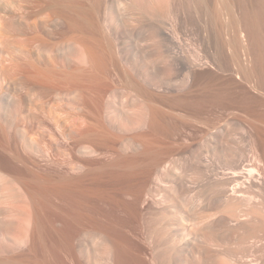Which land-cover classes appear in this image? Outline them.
<instances>
[{
	"label": "bare ground",
	"instance_id": "1",
	"mask_svg": "<svg viewBox=\"0 0 264 264\" xmlns=\"http://www.w3.org/2000/svg\"><path fill=\"white\" fill-rule=\"evenodd\" d=\"M189 8L195 13L194 19L197 17L209 28L207 36L218 44L222 64L228 68L233 63L237 65L238 72L234 73L241 82L235 85L240 95L224 104L223 113L228 109L227 113L234 117L247 116L255 135L251 157L241 148L240 152L230 146L221 149L227 156L221 162L222 170L232 180H218L213 194L207 190L211 196L205 192L208 202L205 200L201 207L198 214L201 225L193 232L183 226L185 215L180 217V213L158 211L160 215L150 216L152 219L146 220V226L145 215L140 211L146 193L144 181L171 155L168 149L162 152L156 149L167 131L168 116L162 106L164 96L157 89L181 79L180 69L175 72L181 64L176 67V62L168 59L171 53L166 18L173 13L177 22L181 21V13ZM139 26L146 40L153 43V49L142 56L137 54L140 49L136 47L137 41L131 42ZM120 37L129 39L130 46ZM129 53L132 54L125 55ZM246 57L252 61L251 66L246 64ZM252 81L260 95L253 96L244 85ZM261 93H264V0H0V253L5 249L7 231L11 228L16 232L12 241L23 239L30 253L40 245L51 256L53 246H48L54 237L47 234L52 231L49 225L53 216L49 219L46 213L50 211L47 204L55 199L61 212L66 210V217L60 213L55 217H71L76 226L82 224L81 217L87 232L107 241L103 252L106 257L113 256L109 264H182L189 256L208 259L220 253H239L244 259L248 244L264 239V196L263 207H259L254 204L259 200L258 194L248 195L253 204L246 214L254 218L252 227L231 224L229 215L219 213L230 214L233 193L246 195L240 183L231 184L234 177L253 170H247L245 163L252 158L264 163ZM134 96L139 98L137 103ZM247 98L253 101L251 105ZM50 105L52 109L48 111ZM38 112L44 117H37ZM75 149H82L78 150L82 154L83 149H88L91 152L86 151L87 155L94 154L76 155ZM71 168H81L82 172L69 175ZM51 169H64L68 173L63 177L54 174L57 180L62 177L60 181L52 175L48 177L46 172V176L35 173ZM27 176L31 177L29 181ZM134 185L136 188H131ZM26 192L30 218L25 216ZM132 192L136 193L134 200L123 203L121 197ZM122 205L127 209L126 226L132 224L136 228L133 234L129 231L135 245L138 244L137 249L133 248L137 250L131 256L133 262L127 256L130 253H126L132 246L127 250L122 245L129 240L121 237ZM82 208L83 216L79 213ZM61 219L57 220L63 223ZM143 227H148V242ZM110 246L115 250L112 256ZM5 253L0 264H24L27 260L22 254ZM121 253L129 261L125 256L121 258ZM192 264H197L196 260Z\"/></svg>",
	"mask_w": 264,
	"mask_h": 264
},
{
	"label": "rangeland",
	"instance_id": "2",
	"mask_svg": "<svg viewBox=\"0 0 264 264\" xmlns=\"http://www.w3.org/2000/svg\"><path fill=\"white\" fill-rule=\"evenodd\" d=\"M181 14L182 15H180V17L183 16L182 19L184 20V22L182 21L181 18H180L181 21L178 19L177 22L176 19L177 17H174L176 15H174L173 13L172 14L170 13V15H168L166 18L167 20L166 27H168L167 29L169 32V36H168L169 40H167V44H169V52L171 53V54L168 53V57L171 58L168 59L170 60V62L175 61L176 63L175 62L174 63L176 67H179L181 64L180 66L181 68L180 67L175 68V66H173L176 69L175 72H177V70L180 69L178 73L181 74L179 75L181 76V79L178 78V80L179 79L180 80L177 81L178 82L181 81V82L177 83V81L175 82L173 81L170 84H166L167 86L161 87V89H157V91L164 96L165 104H163L162 106L168 112V116H167V126H166L167 131L165 135L162 137L163 139L157 142L158 144L156 145V149L158 150V152L159 151L162 152L165 151L164 149H168L171 151V155L161 166H158L155 170H153L148 180L144 181L145 182L144 184H146L147 182V184L144 187L146 193L141 201L143 203L140 204L142 205L140 206V211L142 215L146 216L143 217L144 224L148 223V221L146 222V220H149V218L152 219V217L160 215L158 214L160 212L161 213L168 212L170 215H175L176 213L178 214L180 213L179 214L180 217H183L185 215L184 216L185 219L181 218L182 220H185L182 221L183 224L185 223L183 226L186 227V230L193 232V231H197L198 226L201 225V223H199L198 221V214L202 210L201 207L205 204V202L206 201L208 202L207 197L213 194V189L216 187L217 181L222 179L223 180L229 179V181L232 180V178L230 177L228 178L229 175L225 174L224 171L222 170L223 168L221 162H223V158H226L227 156L224 153V151H222L221 149L223 148L225 150L227 146H230L236 152H240V148H241L242 152H244L246 155L251 157L255 135L254 133H252L253 131L251 130L252 127L250 123L247 122L246 119L247 116L245 117L243 115V117H245L244 119L246 120L243 119V121L241 122L243 117L241 118L240 115L234 117L233 114L230 115V113H227L228 109L225 110V113H223L224 109L222 110V108H224L226 104L232 102L233 97L234 100L236 96L239 94L238 93L239 87L237 88L235 83L238 84V82H241L240 81L241 79L237 77L238 75L236 73H234L237 71V65L236 64L233 65L234 64L233 63L232 64L233 66L230 65L228 68L227 66L222 64L223 54L220 51H219L220 53L218 52V44L212 40H209L207 36L208 33L207 31L209 30V28L204 27L205 24L203 22L198 21L197 17L194 19L195 13H193L191 8L187 9V11H184ZM190 15L193 16L192 17L193 19H191ZM139 28H140L139 31L135 35V39H131V42L133 40L137 41L136 47L138 46L137 48L141 49V52L140 49H138L139 53L137 54L146 55L148 53L147 51L153 49V45H152L153 43L146 40L145 36L142 35L144 32H141L142 29L140 26ZM174 37H178L179 40H177L178 38L175 39ZM120 38L127 43V47L130 46L129 39L125 37H120ZM123 41L119 40L121 45H123ZM131 50L133 51V53H135L132 46H131ZM174 53L176 54L174 55ZM130 54L132 53L125 55L127 56ZM125 55L122 54L125 64L128 65V63L126 62L127 58ZM245 62L247 65L249 64L248 66L252 65V61L250 62V58H247ZM222 66H224L225 68ZM230 67L231 70H229ZM182 68H184L183 71ZM235 68L236 70H234ZM231 72L233 73V75H231L232 74ZM205 83L208 85H206ZM244 85H246L248 90L252 92L250 94L252 95L255 94V96H257L260 93V90H258V86L255 85L254 81H252L249 84L245 83ZM122 92L123 94H126L123 90ZM225 94L227 97L225 96ZM261 94L263 95L264 93ZM176 96L180 97V99L179 98L176 99ZM133 98H134V102L137 103L139 101V98H137L136 96H134ZM241 98L242 96L240 97V99ZM248 99L250 98H247V101L251 105L253 103V101H251L253 98H251L250 100L252 103L249 102ZM51 109L52 108L50 105V107H48V111H50ZM229 111L230 110H228V112ZM232 111L233 110H231V113ZM221 112L223 114H220ZM37 115H38L37 117L39 118L44 117V114L43 113L41 114L40 112H38ZM78 150H81L82 152V149H75V154L77 153L78 155L81 156L82 153ZM103 150L107 151L108 149L105 148L104 146ZM83 151L91 152L88 151V149H83ZM85 152H83L82 155L93 156L94 154V153L93 154L88 153L87 155ZM245 167L247 168V170L253 169L252 171H250L252 173L245 171V173L242 176L238 175L234 177V180L231 184L232 186H234L237 183H240L241 190H243L246 193V195L233 193L231 197L233 198L234 203L232 204V209L230 210V214H228L227 212L224 213L223 211L220 212L219 214L229 215L228 218L231 220V224H234L236 226H239L240 224H245L246 227H252L255 222L254 218L246 214V210H249L251 205L253 204L249 202L248 195L258 194L259 200L257 202L254 201V204L258 205L259 207H263L262 198L264 196V163L260 159L252 158L251 161L245 163ZM71 169H72L70 170L72 171L71 174L70 171L68 170L69 175H77L82 172L81 168H79L80 170L78 168H77L78 170L75 168H71ZM45 172L48 173L46 174L48 175V177H51L52 175L54 179L57 178L56 176H59L61 174L62 177L63 174L64 176H66L65 174L68 173L64 171V169H51L43 172L36 171L35 173H41L40 175L42 176L45 175ZM31 173L29 172L27 174H31ZM49 173L51 174L49 175ZM62 177H58V180L60 181ZM28 179L30 180L31 177L27 176V180ZM131 188L134 189L136 188V186ZM207 190H211L212 194H210L209 191L207 192ZM203 192L204 193L206 192L208 196L206 195V193L203 194ZM133 193L134 192H132V194H129L127 196L121 195L122 196L121 201L123 203H129L133 201L135 198L134 196H136L134 195L136 193L134 194ZM52 199L50 201L53 200L54 202L56 201V205L54 202H52V204L49 202L51 206L50 204H47V207L49 206L48 208L50 209L51 212L48 211L46 214L48 215L49 219L51 218L49 216H53L52 217L53 223L56 224L55 228L62 227L59 229L57 228L56 231L58 233L61 232L59 233L61 236L63 234L62 239L60 238L61 236L55 238L56 235L59 236L57 232L55 233L54 230L55 225L51 222L50 225L47 223L50 227L47 225V227L45 228V232L48 233V231H50L49 229L51 228L52 231L54 230L53 232L55 234V235L53 233L50 234L52 231H50L49 234H47L48 237L51 235L50 236L51 238L53 236L56 239L55 240L54 238H52L54 240L53 241L50 238L51 243L49 242L50 245L48 247L53 246L52 248H50L51 250L47 247L48 250H50V255L52 253L54 257L52 255H51L52 257L47 255V253H45L44 250L45 248H43L40 245L36 248L35 251L31 253L28 252L29 251L28 245L25 243L23 239L18 240L17 242L12 241V238L15 237V235L14 236L12 235L16 232L15 229L11 230V228H10L11 231L10 230L7 231V234H9V236L7 235V239H6V246H5L6 250L4 249V251H1V253L4 252L3 254L5 255L6 254L5 251H7L8 254L9 253L10 254L18 253L19 255L22 254V258L26 257L24 260L27 259L26 261H24L25 262L24 264H41V263L43 264L44 263L45 264H109L111 263L112 260L109 261V258L111 259L113 257L112 255L114 254H112L113 253L112 251H115L112 248L113 244H110L112 246V247L110 246L112 249L110 248L111 255H109L112 257H106V254L103 251H104V247H106L107 245V241L99 235L93 236L91 233L87 232L83 226V221H82L83 218L81 219V217L80 219L78 218L79 220H81L82 223L80 224V226H76L75 224H73L72 222L73 220L71 217H67V218L63 217L64 220L61 219L62 218L61 216L66 215V210L64 209L63 212L65 213L62 214L63 212H61L62 208L60 206V203L57 204L59 201L57 202V200L55 199L52 200ZM28 207H29V196H28V192H26L25 208H24L26 212L25 216L28 217L29 215L30 218L29 211L27 210ZM121 208L120 209L123 211L121 210L119 211L121 212L119 213L120 214L119 217L122 216L121 221L123 223L120 221L121 222L120 231L125 235L124 236L123 234H121L123 235L121 237L123 238L127 237V239H129L128 242H126L125 241L126 239L122 238V240L126 242L125 244L122 245H125L127 247V250L130 249L128 247L132 246L130 250L128 251L126 250L127 254L130 253L129 254L130 256L129 255L127 256L130 259H132L131 258L132 254H134L135 251L137 252V250H133V248L137 247L138 244L137 246L135 245L136 240L130 234L134 232L136 228L135 225L132 226V224L131 226L129 225V227H127L128 225L126 226L127 220L125 217L127 215V209L123 205L121 206ZM175 208L179 209L181 212L179 210H176ZM80 210L81 211L79 213H81V215L83 216L84 213L83 208ZM53 211L55 214L53 213L52 215L51 213ZM68 211L69 210L67 209V212ZM173 212L175 214H172ZM59 213L61 216H56V217L54 216ZM121 214H124L125 216ZM54 217L56 220L54 219ZM58 217L61 220H63V223L62 221L57 220L59 219ZM69 218L71 219L72 224L69 221L70 220ZM122 219L123 220L125 219L124 220L125 222ZM54 221L57 222L59 221L60 223L58 222L59 223L58 224L57 222L55 223ZM67 222L71 225L69 226ZM224 227L225 226H223L222 228ZM131 228L134 230L132 231ZM147 228L148 227L146 228L143 227L144 229L143 233L146 235L145 240L147 237H149L147 235L148 231H146ZM124 230H127L126 231L127 233ZM69 232H72V234L73 233L74 234L72 235ZM8 237L11 238L9 239L10 241H8ZM130 237L133 238L130 239ZM52 241L56 245L53 244ZM146 241L148 242V238ZM150 242L151 240L149 241V246H152V242L151 245ZM7 243L9 247H7ZM251 243L248 244L249 251L247 253V257H245L244 259L240 257L239 253H238L239 256L237 254H230V253L227 254L223 253L221 255L220 253L219 256H210L208 259H203L199 257L197 259L196 257L195 259H193V257L189 256V258H186L187 260L186 259L183 260L182 264H192L194 260H196L197 264H240V263L264 264V239H262L259 242H251ZM127 244L129 246H127ZM54 245L59 246L57 247L58 249L54 247ZM251 245L253 247L256 246L257 249L255 247H254L255 249H252L253 247ZM251 249L252 252L250 251ZM250 252L252 255L251 254L249 255ZM1 253H0V257L1 256L4 257V255L3 254L1 255ZM121 255H123L121 256L122 258L126 254L121 253ZM127 256H125L126 260L129 261ZM133 260L134 259H132L130 262H133Z\"/></svg>",
	"mask_w": 264,
	"mask_h": 264
}]
</instances>
